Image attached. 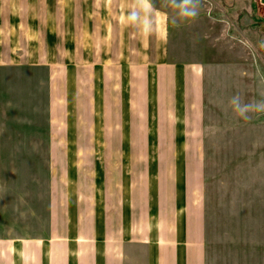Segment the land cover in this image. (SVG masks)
Masks as SVG:
<instances>
[{"label":"rangeland","instance_id":"374dc122","mask_svg":"<svg viewBox=\"0 0 264 264\" xmlns=\"http://www.w3.org/2000/svg\"><path fill=\"white\" fill-rule=\"evenodd\" d=\"M186 2L200 6L173 27L168 53L175 61H199L204 75L203 137L195 145L204 174V264H264V7L253 0ZM61 3L68 21L70 2ZM3 6L8 30L3 47L10 59L0 62V237L43 238L52 231L56 212L72 222L84 209L95 213L96 232L109 231L108 175L116 179L119 198L116 229L125 232L126 219L135 212L136 170L149 176L145 192L153 206L158 158L176 153L179 180L190 146L162 140L157 145L151 121L143 130L130 127L134 113L125 103L122 128L103 127L100 110L84 127L81 106L73 103L81 82L72 83L83 68L72 63L67 33L61 47L54 44V0H5ZM80 52L94 59L107 53ZM87 67L97 78L100 109L99 78L111 66ZM119 67L125 77L128 67L113 71ZM57 84L67 103L50 112ZM128 92L123 84L122 102ZM148 107L152 120L153 105Z\"/></svg>","mask_w":264,"mask_h":264},{"label":"crops","instance_id":"0c3cea01","mask_svg":"<svg viewBox=\"0 0 264 264\" xmlns=\"http://www.w3.org/2000/svg\"><path fill=\"white\" fill-rule=\"evenodd\" d=\"M4 1L0 0L1 63L10 56L3 47L8 31L2 19ZM62 1L54 0L53 41L56 48L61 47L67 33L74 50L72 63L83 68L81 79L76 74L72 83L79 86L81 82L82 92L74 94L73 103L81 106L84 127L94 121L89 115L100 110L104 114L103 127L122 128L120 113L125 103L127 112L134 113L130 127L136 124L143 130L151 121L157 145L162 140L166 145L181 143L190 147L185 150L179 180L176 153L171 152L169 160L166 154L165 158H158L153 206L145 192L149 176L140 168L136 170L137 194L132 198L135 214L128 215L125 232L116 229L119 198L116 179L108 175L105 188L110 191V213L105 215V230L108 219L109 231H95L93 211L84 209L72 222L59 211L54 214L52 231L46 237H0V264H204V174L201 153L195 147L203 137L204 75L199 61H175L169 59L168 53L173 27L185 23L182 18L194 16L200 5L189 6L186 0H68L67 21ZM83 48L105 49L107 53L94 59L84 56L80 52ZM120 50L126 51V59L120 56ZM93 64L111 66V71L99 78L100 109L95 93L97 78L87 67ZM122 64L128 67L125 77L119 73L120 67L117 73L113 71ZM123 84L129 92L122 102ZM56 86L51 94L50 112L67 103V95L64 99ZM196 185L200 190L199 204ZM118 220L122 223L121 213Z\"/></svg>","mask_w":264,"mask_h":264},{"label":"built area","instance_id":"2783aa9c","mask_svg":"<svg viewBox=\"0 0 264 264\" xmlns=\"http://www.w3.org/2000/svg\"><path fill=\"white\" fill-rule=\"evenodd\" d=\"M253 2H255L256 4H260L263 6V0H253Z\"/></svg>","mask_w":264,"mask_h":264}]
</instances>
